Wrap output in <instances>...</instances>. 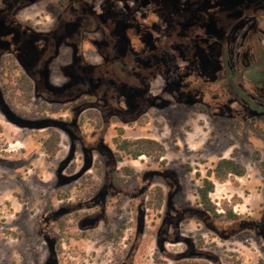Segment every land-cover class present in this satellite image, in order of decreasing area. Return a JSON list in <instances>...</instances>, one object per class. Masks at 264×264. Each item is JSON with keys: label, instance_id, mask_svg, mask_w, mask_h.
<instances>
[{"label": "rangeland", "instance_id": "obj_1", "mask_svg": "<svg viewBox=\"0 0 264 264\" xmlns=\"http://www.w3.org/2000/svg\"><path fill=\"white\" fill-rule=\"evenodd\" d=\"M79 1L106 25L116 24L114 36L138 58L174 32L187 36L201 31L227 36L229 69L248 58L243 35L250 25L241 29L231 18L225 27L212 18L223 0ZM230 1L229 17L237 15L238 0ZM10 2L0 0V38L6 37L0 40V62L15 64L11 79L18 71L24 73L32 91L27 99L4 77L11 86L9 107L1 95L0 72L2 264H264V174L259 165L264 162V90L244 78L221 77L217 56L192 58V45L173 47L161 61L156 57L149 63L161 71L150 83L158 107L147 110L144 120L121 123L128 138L162 142L164 164L145 156L114 162L96 149L101 144L113 154V126L96 128L97 111L89 104L88 86L82 84L84 70L103 63L93 46V41H102L103 32L81 30L76 41V33L64 38L67 31H54L50 51L47 42L35 39L47 35L60 15L57 1L37 0L17 11L9 8ZM258 27L256 38L264 48V21ZM20 31L26 36L16 45ZM116 86L123 89L120 83ZM199 86L207 92L240 86L257 100L259 112L257 105H244L248 110L242 117L228 111L220 117L203 114L194 106ZM236 107L234 103L232 109ZM48 129L59 135L51 157L43 146ZM221 158L233 159L244 174L223 181L208 176ZM109 169L123 180L115 195L101 194ZM124 169L132 173L126 175ZM206 177L214 183L209 198L218 216L199 203L196 191ZM155 187L164 194L159 209L147 206ZM76 209L85 229L77 225ZM11 246L17 247L18 258L12 253L9 257Z\"/></svg>", "mask_w": 264, "mask_h": 264}, {"label": "flooded vegetation", "instance_id": "obj_2", "mask_svg": "<svg viewBox=\"0 0 264 264\" xmlns=\"http://www.w3.org/2000/svg\"><path fill=\"white\" fill-rule=\"evenodd\" d=\"M36 1L37 0H11L9 8H13L12 10L17 11L28 4L35 3ZM56 1L61 9V12L59 13L60 15L55 18V21L52 23L49 32H47V35H43V38L36 37V43L40 42L44 44L47 42V48H49L51 51L52 41L56 35V32L54 31H67V33L64 34V38H68V36H66L68 34L70 38L72 33H76V41L77 39H80V36H82L80 32L81 30L90 31L92 29H98L103 32V39L101 42L93 41V46L97 48V55L101 57L103 63L102 65H97L96 67L91 68L90 71L84 70L82 84H85L86 87L88 86V92L91 94V101L89 104L91 103V108L97 111L96 114L93 113L96 128H99L100 131H103L106 126H113L114 134L110 137V144L113 148V154L110 153L106 147H102L101 144H98L96 149L98 153L107 152L109 157H111L114 162L118 160L115 158V147L112 143V139L118 134V130H122V138L153 139L148 137H126L124 135V128L121 126V123L130 125L138 120H144L142 117L144 118L147 110L158 107V94H150V83L151 80L158 76V73L161 71L158 69L153 70V64L150 65L149 63L154 61L156 57V61H161L160 56L173 47L181 46L184 43H188V47L192 45L193 50L192 52H189V54H192L190 55L192 58L195 54L200 56L202 59L206 58V54L217 56L220 60V63H216V67L219 66V68H221L219 71L221 77L244 78L255 89L264 90V86H259V84L256 82H252L247 78V73L249 71L248 68L250 65L253 63H258L259 48H262L264 51V48L256 38V31L259 28L258 22L261 20L264 21V0H238L234 5L237 15L231 17L228 16V13L231 11L229 12V7L227 8L226 3L230 0H223L218 12L213 13L216 18H212L217 25L223 24L225 27H227V20H230L231 18L236 21V25H238V27L241 29L250 25L243 35V41L248 47V58L246 63L243 61L240 62L239 60L241 64L237 65L235 70L229 69L230 67L228 65L229 48L227 36L223 39L222 37H216L203 31L187 36L174 32L173 34L165 37L160 47L150 46L151 48H149V51L146 54L147 56L145 55L146 57L138 58L137 55L131 53V51L128 49V45L124 41L114 36V32L112 31H114L116 24L106 25L104 23L106 21L100 20L98 16L96 17L90 12L86 11L87 9L85 10V8L81 6V2L79 0ZM67 13H71V16L68 17ZM88 23H90V26L87 27ZM24 36H26V33L20 31L19 39L17 40L16 45L21 41H24ZM5 38L6 37H1L0 40ZM79 79H81L80 76ZM117 83H120L123 88L122 90L118 91L116 88ZM35 89L39 90L38 87ZM196 90V92L194 91V94L197 96L194 106H196L201 113L208 116L220 117L228 111L230 114H234V117H242V114L248 110L246 107H244V105H257L256 110L257 113L259 112V103L257 100L253 96L247 95L246 93L244 94L243 89L240 86L234 87V89H231L229 92H223L220 90L207 92L206 89H203V87L200 86L197 87ZM186 91L187 93L190 92V86L186 89ZM182 92H185V90ZM100 101L102 103H100ZM234 103L238 106L236 109H232V105ZM99 136L100 138L98 140L100 141L102 140V134ZM153 140L158 141L156 139ZM160 143L162 144V142ZM164 156L160 160H162ZM157 163L160 165L159 162ZM124 171L126 174L127 169H124ZM104 174L106 175L107 180L104 176L105 182L103 183L101 194L115 195L116 193L120 192L122 182L120 183L119 187H116L115 178L118 177L116 172L109 169L108 171L104 172ZM83 187L84 185L82 184L79 189H82ZM61 192L65 197L66 192L63 190ZM86 194L87 193L84 195L85 197L87 196ZM82 197L81 200L84 199V197ZM78 205L81 206V202L78 203ZM75 212L78 223L77 225L85 229V227H83L85 222H83L82 218H80L78 209H76ZM57 226L59 233H61L62 229H64L63 218L58 219ZM10 230L12 231V229ZM40 232L43 233L42 229H40L39 233ZM8 234H11L12 236L15 235L12 232H8ZM14 240L16 239H12V242H17V240ZM58 247V244H56L55 250H58ZM8 251L9 257L12 253L18 258V255H16L18 253L16 246H11ZM1 259L2 256L0 254V264H2Z\"/></svg>", "mask_w": 264, "mask_h": 264}, {"label": "trees", "instance_id": "obj_3", "mask_svg": "<svg viewBox=\"0 0 264 264\" xmlns=\"http://www.w3.org/2000/svg\"><path fill=\"white\" fill-rule=\"evenodd\" d=\"M259 56L258 63L251 64L248 68L247 78L259 84V86H264V51L262 48H259ZM17 70L15 64L12 62H7L2 59L0 62V72H1V95L5 101H7V105L11 107L10 99H7V93L11 90V86L9 85L10 81H14L17 84V89L21 91V93L26 95V98H29V95L32 91V85L27 80V77L24 73L18 71L15 77L12 78V73ZM8 77V81H4V77ZM59 141V135L48 129L47 135L45 139H43L44 151L48 156H52L56 151V145ZM112 143L115 147V158L118 161H122L123 159H137L141 156H145L149 159H152L156 162H159L160 165L164 164V158L160 160L165 154L164 146L153 139H126L122 138V130H118V134L112 139ZM257 160L259 159L258 154H256ZM260 167L262 168V173L264 174V162H260ZM245 170L241 167L237 162H235L231 158H221L215 164L214 167L208 171V176H213L216 180L223 181L228 177L242 176ZM132 173L131 169H127V175ZM199 177V174H196ZM123 180L121 178H115V185L119 187L120 183ZM214 183L208 179V177L200 180V185L197 188V196L199 198V203L202 209L210 213L213 216H218L216 213L215 205L210 201L209 193L213 190ZM163 190L161 187H155L149 194V200L147 202V206H152L155 209H159L163 202ZM230 214V213H229ZM232 216V215H231Z\"/></svg>", "mask_w": 264, "mask_h": 264}]
</instances>
